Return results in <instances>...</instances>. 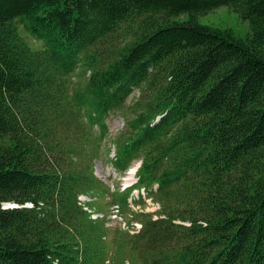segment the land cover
<instances>
[{"label": "trees", "instance_id": "1", "mask_svg": "<svg viewBox=\"0 0 264 264\" xmlns=\"http://www.w3.org/2000/svg\"><path fill=\"white\" fill-rule=\"evenodd\" d=\"M220 5L245 37L198 22ZM135 89L108 161L137 180L111 190L93 162ZM0 264H264V0H0Z\"/></svg>", "mask_w": 264, "mask_h": 264}, {"label": "rangeland", "instance_id": "2", "mask_svg": "<svg viewBox=\"0 0 264 264\" xmlns=\"http://www.w3.org/2000/svg\"><path fill=\"white\" fill-rule=\"evenodd\" d=\"M186 15L181 14L179 16H171L170 18H184ZM198 22L205 25H211L216 26L220 28H229L232 30V32L240 37H245L248 32H250V26L247 20H242L236 12L231 10L226 5H220L217 8H214L207 13L203 15H198L197 17ZM131 24L128 31L133 30L137 26V21H130ZM125 25H121L117 30H121L116 32L114 36H111L109 40H104L102 42L101 48H99L101 54H99V58L105 57L107 55V44L108 41H113L117 44L122 43L123 40L127 38V35H124V30H127ZM26 35V34H24ZM26 38L30 45L32 47H41L42 43L31 37L30 35H26ZM104 59V58H103ZM87 73L83 74L80 67H78L75 72L72 74L70 78V86L71 89L75 88L78 85H81L85 79H86ZM70 89V90H71ZM138 95V90H134L126 99L124 104L120 109L111 111L107 118L106 122L108 125V134L105 138L102 139L100 146L98 147V155L95 158L93 162V170L97 177H99L104 183H106L110 189H114V187L119 186L122 188L123 184H129L131 181H133V175H129L130 170L137 169L139 166V160H135L131 167L126 171L124 174H118L116 173L112 166L109 164L108 158L111 154V150H109V147L111 146L108 138L119 132L123 126H124V119L128 116V112L130 111L129 106L133 99ZM95 129V127H93ZM155 188V186H154ZM142 192V190L140 191ZM144 193V191H143ZM133 197H137V191L134 190L132 192ZM84 196V200L91 201L92 198L90 196L82 195ZM145 196V194L143 195ZM97 204H100L101 208L97 209V212L92 217H102L104 216L106 220V226L114 228V227H120L122 229H127L129 232L133 233L137 231L140 228V223L134 220H131L129 225L127 224L128 219L130 218V215H128V212L125 214H119L117 213L113 208L114 206L109 203V196L102 195V196H95L93 197ZM130 206L137 210V209H143L144 211H154L158 208V204L155 201H152L150 198L145 199V204L143 206L141 205H135L133 206L130 204ZM155 217V215H154Z\"/></svg>", "mask_w": 264, "mask_h": 264}, {"label": "built area", "instance_id": "3", "mask_svg": "<svg viewBox=\"0 0 264 264\" xmlns=\"http://www.w3.org/2000/svg\"><path fill=\"white\" fill-rule=\"evenodd\" d=\"M84 196H82V195H78V200H79V202H83V201H85L84 200ZM86 208V207H85Z\"/></svg>", "mask_w": 264, "mask_h": 264}, {"label": "bare ground", "instance_id": "4", "mask_svg": "<svg viewBox=\"0 0 264 264\" xmlns=\"http://www.w3.org/2000/svg\"><path fill=\"white\" fill-rule=\"evenodd\" d=\"M138 164H140V161H139V163ZM133 173H134V170H130V172H129V175H133Z\"/></svg>", "mask_w": 264, "mask_h": 264}, {"label": "water", "instance_id": "5", "mask_svg": "<svg viewBox=\"0 0 264 264\" xmlns=\"http://www.w3.org/2000/svg\"><path fill=\"white\" fill-rule=\"evenodd\" d=\"M138 165H139V164H138ZM7 206H10V207H12V206H15V205H14V204H12V205L10 204V205H7Z\"/></svg>", "mask_w": 264, "mask_h": 264}]
</instances>
